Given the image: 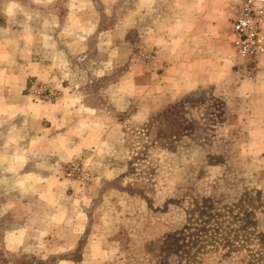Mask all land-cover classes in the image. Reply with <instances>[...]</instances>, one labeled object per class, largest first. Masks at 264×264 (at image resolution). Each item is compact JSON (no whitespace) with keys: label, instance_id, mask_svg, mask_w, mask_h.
<instances>
[{"label":"crops","instance_id":"0c3cea01","mask_svg":"<svg viewBox=\"0 0 264 264\" xmlns=\"http://www.w3.org/2000/svg\"><path fill=\"white\" fill-rule=\"evenodd\" d=\"M20 3L0 1V215L6 222L0 247L6 258L32 264L112 259L95 247L93 228L114 224L89 214L91 203L109 197L103 184L110 176H96L83 189L62 178L64 163L110 147L106 137L122 123L141 126L177 94L199 88H209L228 117L191 161L205 163L199 181L210 187L235 181L264 194V55L247 59L236 49L241 0H68L66 17L57 5L42 8L39 19L28 6L21 15ZM71 21L77 25L68 31L64 23ZM55 22L62 27L53 28ZM80 25L85 32L77 31ZM91 33L105 36L106 47L87 39ZM97 50L105 53L94 59ZM67 51L80 54L75 65L88 59L91 67L105 66L106 75L116 71L104 78L100 99L93 83L86 97L81 81L66 74ZM40 82L59 95L35 101L30 89Z\"/></svg>","mask_w":264,"mask_h":264},{"label":"rangeland","instance_id":"374dc122","mask_svg":"<svg viewBox=\"0 0 264 264\" xmlns=\"http://www.w3.org/2000/svg\"><path fill=\"white\" fill-rule=\"evenodd\" d=\"M0 1L10 4L13 0ZM18 1L21 2L18 5L21 15H25L23 13L28 6L38 19L42 8L53 10L60 5L66 8L60 14L65 16L68 8L72 7L68 0ZM62 25L55 22L53 28ZM64 25L70 31L77 21ZM76 29L82 33L86 31L83 25ZM89 37L98 40L101 47H106L105 36L97 39L96 34L91 33L87 39ZM104 53V50H97L94 59L103 57ZM109 53L110 56L115 55L114 51ZM63 55L67 64L66 74L81 81L78 90L81 89L80 92L88 97L93 83L92 90L94 87L100 99L106 90L104 78L114 76L116 71L106 75L105 66L92 63L91 67L88 59H85L86 63L75 65L80 54L74 51ZM30 93L35 101H42L56 98L60 91L47 82H40L31 87ZM210 94L209 88L179 93L170 104L152 111L143 125L123 126L122 123L118 126L120 128L109 133L106 138L110 147L101 152L96 148V151L88 149V154L64 163L62 178L78 182L83 189L96 176H110L103 184V188L109 190V197L97 199V205L91 203L89 214L93 215L91 220L95 222L114 224L108 230L98 225L93 228L97 239L95 247L98 251L106 249L113 258L88 264H264L262 190L255 187L243 189L235 181L229 185L215 181L210 187L198 179L203 174L205 163L200 160L191 163L197 154H202L208 138L228 122L222 101ZM119 118H123L122 114ZM215 160L216 157H209L210 162ZM257 168V164L251 167L252 174ZM211 190L213 196L202 195ZM202 198L214 201V212L221 214L217 233L220 242L211 245L208 241L198 240L193 244V239L185 236L179 240L176 253L164 252L163 238L187 223L188 212ZM192 216V226L201 222L196 213ZM5 223V215H0V227ZM225 239L231 244L222 245ZM54 261L49 260L45 264H53ZM17 262L32 264L18 256L6 258L0 247V264Z\"/></svg>","mask_w":264,"mask_h":264},{"label":"built area","instance_id":"2783aa9c","mask_svg":"<svg viewBox=\"0 0 264 264\" xmlns=\"http://www.w3.org/2000/svg\"><path fill=\"white\" fill-rule=\"evenodd\" d=\"M234 37L241 57L264 55V0H241L234 21Z\"/></svg>","mask_w":264,"mask_h":264},{"label":"trees","instance_id":"16d2710c","mask_svg":"<svg viewBox=\"0 0 264 264\" xmlns=\"http://www.w3.org/2000/svg\"><path fill=\"white\" fill-rule=\"evenodd\" d=\"M214 210V201L210 198H202L200 202L195 203L194 207L188 212L187 223L181 229L169 233L163 238L164 252L176 253V247L179 245V240H182L185 236L191 240L193 239V244L198 242V240H203L208 241L211 245H217L218 242H220V239L217 237V233L220 229L219 215L221 214L219 211L214 212ZM195 213L199 217L197 219L201 222L192 226L193 223H191V219L193 218L192 215ZM258 235H260V233H258ZM230 244L231 243L226 240L222 245L228 246Z\"/></svg>","mask_w":264,"mask_h":264}]
</instances>
